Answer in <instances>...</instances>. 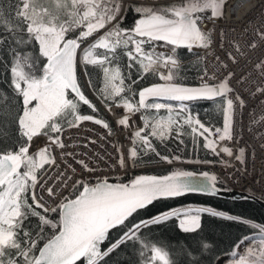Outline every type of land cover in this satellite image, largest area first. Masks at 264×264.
<instances>
[{"label": "snow or ice", "instance_id": "6c2138e0", "mask_svg": "<svg viewBox=\"0 0 264 264\" xmlns=\"http://www.w3.org/2000/svg\"><path fill=\"white\" fill-rule=\"evenodd\" d=\"M225 3L226 0H180L177 4L158 8L136 6L134 11L140 18L133 29H122L117 21L122 7L120 0H71L70 5L58 3L55 8H38L32 0H18L15 13L18 23L14 27L10 26L9 32L24 35L19 40L13 35L0 36V44L8 42L14 49L8 71L14 93L22 98V108L16 115L19 137L17 147L15 150L9 148L0 151V264H101L121 243L139 242L143 251L144 247H148V242L140 240L138 234L150 225L176 218L182 231L195 232L200 227L201 214L224 215L207 207H180L130 226L125 224L134 213L157 199L177 198L187 193L215 194L217 177L207 172L202 176H197L192 171H176L161 177L141 175L130 184L103 180L89 185L75 181L81 190L71 197H62L60 201L55 200L57 190L51 186L45 187L37 172L45 165L55 163L50 147H65L60 136L54 135L61 134L65 126L78 127L80 122L93 121L102 124L111 134L107 121L78 112V102L87 105L93 112H98V109L78 84L76 64L77 50L81 48V44L113 21L117 23L85 48L81 56L85 65L102 69L104 86L98 89L102 100H114L120 96L126 88L125 80H131L132 69L139 65L137 79L131 80L132 84L147 73L158 75L163 83H155L140 90L138 104L123 98V106L129 113L140 109H155L157 112L167 109V119L159 120L152 126V137L167 139L173 125H180L181 129L183 125H189L191 133L203 137V147L213 153L217 151L216 140L211 139L214 134H218L221 141L232 140L234 99L239 101L240 107H243L244 102L239 96L234 99L228 97V93L232 92L228 81L214 86L206 82L198 87L185 86L175 82L178 73L173 71L179 65L178 58L173 55L177 48L185 47L191 51L194 47L210 46L211 33L202 31L199 26L205 20L202 14L210 10L209 18H220ZM2 16L3 13H0V17ZM77 28L81 29L79 34L68 37ZM161 41L171 46L167 53L157 52L155 48L146 50L144 47ZM32 42L38 44L39 56L45 58V62L39 66L36 57H30L19 48L20 44ZM121 48L125 50L123 55L128 58L127 72L123 74L118 54V49ZM97 49H103L105 53L98 55ZM201 79L203 81V77ZM89 86L95 88L91 78ZM128 87L130 90V85ZM69 90L74 94L72 98H69ZM218 97L224 98L223 128H216L213 133L210 127L187 112L184 102L215 100ZM150 98L153 102L147 103ZM7 99L6 96L0 97V100ZM156 100L178 103L174 106L155 102ZM105 106L110 110L109 104L106 103ZM4 110L5 106L0 105V112ZM11 111V106L8 105L7 114L0 115V138H6ZM118 123L127 126L129 121L125 117ZM181 134L178 129L176 135ZM38 136L47 137L48 144L30 153L31 142ZM135 136L141 137V131L138 130ZM142 143V151H156L148 136L142 137ZM222 151L233 156L228 147H224ZM156 154L160 155L158 152ZM243 155L244 151L241 149L236 159L240 160ZM137 156L138 151L133 148L130 158L135 162ZM161 158L168 163L180 159L178 156ZM78 163L88 171H93L84 161ZM120 163L123 165L126 161L121 158ZM70 179L71 177H64L65 182ZM45 192L47 199L43 195ZM49 200L56 206L50 207ZM49 212L56 213L58 219L48 217ZM30 216L37 217L40 222L36 231L24 227V222ZM227 218L234 219L231 216ZM121 225L126 227V231L120 239L107 248H102L108 240L110 230ZM45 226L51 229L48 236L44 234ZM249 226L259 228V245L264 249V226ZM251 239L255 237H245L234 247L238 249L239 244ZM42 240V246L38 247ZM204 247L207 248L208 245L204 244ZM254 247L245 245L246 254L252 253ZM150 252L149 264L157 261L160 264H170L167 251L161 247L152 246ZM233 255H236L235 251ZM260 256L264 257V250L260 252ZM238 264H245L243 256Z\"/></svg>", "mask_w": 264, "mask_h": 264}, {"label": "trees", "instance_id": "16d2710c", "mask_svg": "<svg viewBox=\"0 0 264 264\" xmlns=\"http://www.w3.org/2000/svg\"><path fill=\"white\" fill-rule=\"evenodd\" d=\"M17 2L18 0H0V13H3V16L0 17V36L7 37L13 35L19 40L21 35L24 34L9 32L10 26L14 27L18 23V19L15 15ZM32 2L38 8L41 6L55 8L58 3L61 5H70L71 0H32ZM136 6L139 5L131 1L125 4L123 10L121 7L120 14L117 16L120 28L133 29L135 23L140 18V15L134 11ZM203 15L210 16V10L203 13ZM117 21H115L114 24H116ZM110 29L111 28L106 31H104L105 28L101 29L92 36L100 37ZM80 31L81 29L77 28L70 32L68 37H74L78 35ZM160 44L161 43L154 42L150 45L146 44L144 47L147 50L148 48H153ZM19 48L30 57H36L37 66L45 62V58L39 56V47L35 42L27 45L20 44ZM13 51L14 49L8 42L0 44V97L6 96L8 98L7 100H0V105L5 106L4 112H0V115L7 114L8 105H10L12 109L11 115L7 121L8 131L6 138H0V151L9 148L15 150L19 139L16 115L22 108V98L14 93L11 86L10 72L8 71V66L13 60ZM100 51L98 55L105 53L103 49H100ZM124 51L123 48L118 49L120 63L122 65V74L127 72L126 65L128 63L127 56L123 55ZM175 53L178 58L184 62L183 65L173 69V71L178 73V78L175 82L188 86L199 85L198 78L204 71L203 61L199 57V54L193 50L189 51L188 49H176ZM83 69L88 84L89 78H91L92 83L95 85V88H90L96 96L103 101L98 91V89L104 86L102 69L98 66L85 64L83 65ZM137 69H139V65H136L132 69L131 80L137 79ZM78 77L83 92L98 109V112H93L91 108L78 102V112L80 114L92 115L102 121L108 122V115L99 108L88 93L80 69L78 70ZM131 80H125L126 88L120 96L115 97L114 100L103 102L110 106L115 104L123 105V98H127L129 102L138 104V93L140 90L152 84L163 82L159 80L158 75L153 73L143 75L135 84H132ZM117 83H119V81H117ZM129 85L130 90L128 87ZM68 95L69 98L73 97L70 93H68ZM223 100L224 98H220L214 101H198L185 104L187 105V112L189 114L198 118L205 126L210 127L214 132L216 128H223ZM177 103L178 102H170L165 104H172L175 106ZM139 111L142 113L145 124L148 125V127H145V130L141 132V137L136 136L134 138V148L137 149L138 156L135 158V162L132 159V164L139 168H144L145 170L143 172L145 174L159 176L169 175L174 170L171 165L175 163H180L181 170L200 172L201 169L193 167L192 165L210 164L219 160L215 153L203 147L205 143L203 137L198 135L194 136L191 133V127L189 125H183L182 129L180 125H173L171 131L168 133L167 139L161 140L158 137H152L150 135L152 126L159 120L167 119L169 115L167 109H160L159 112L155 109H140ZM173 115H175V113H173ZM178 129L182 132L180 136L176 135ZM143 136L149 137L153 147L156 149L155 152L142 151ZM19 142L24 143L23 140H19ZM157 152L160 154L159 156L156 154ZM163 156H168L170 158L178 156L180 159H174L172 163H168L161 158ZM48 166L49 165H45L44 168L39 171L38 176ZM22 170L24 169L22 168ZM118 181L127 183L133 181V177L126 176ZM219 188L224 189L222 186H219ZM78 191L79 189L76 190V192ZM29 202L31 203V201ZM187 206L207 207L222 212L224 215L213 216L207 213L201 214L200 227L195 232L182 231L176 218H171L159 224L150 225L149 227L143 228L138 234L140 240L148 242V247H144L143 251H141L142 245L139 242L134 243L133 241H128L126 243H121L118 248L112 251V253L101 262V264H149L148 257L151 254L150 249L152 246L161 247L163 250L167 251L170 264H216L220 257L232 253L235 250L234 246L243 238L255 236L259 232L258 227H250V224L264 226V208L256 202L250 200L230 201L224 198L202 195H187L175 199L156 201L148 208L135 213L125 224L130 226L133 223L155 217L157 214L164 213L169 209ZM47 216L54 220L58 219L56 213L49 212ZM229 216L234 219H228L227 217ZM39 223L37 217L30 216L29 219L24 222V227L36 231ZM125 231L126 227L124 225L110 231L108 240L105 241L102 248H107L109 244L119 240ZM50 233L51 229L45 226V236L50 235ZM43 242V240L40 241L38 247L42 246ZM204 244H207L208 247L205 248ZM155 264H160V262L157 261Z\"/></svg>", "mask_w": 264, "mask_h": 264}, {"label": "built area", "instance_id": "2783aa9c", "mask_svg": "<svg viewBox=\"0 0 264 264\" xmlns=\"http://www.w3.org/2000/svg\"><path fill=\"white\" fill-rule=\"evenodd\" d=\"M176 1L180 0L143 2L165 6ZM209 17L205 16L199 26L202 31L211 33L212 42L207 48H195L204 69L198 83L213 85L227 80L232 89L228 97L239 96L244 105L240 107L239 101L234 99L232 140L221 141L218 134L211 137L216 140L215 155L219 160L198 166L215 175L218 186L264 200V91H261L264 90V0H226L222 16ZM154 48L157 52L167 53L170 47L157 45ZM173 55L178 58L175 53ZM178 61V66L184 64L179 58ZM98 104L109 117L111 134L102 124L83 121L78 127H65L61 134H56L65 144L64 148L50 147L55 163L49 165L39 178L45 187L57 190L56 201L64 196L71 197L80 189L75 181L91 185L103 180L118 181L126 176L145 175V169L132 164L130 158L135 133L145 129L142 113H129L121 105H111L109 110L102 103ZM125 117L128 125H119L118 121ZM34 141L38 149L48 144L47 139L40 137ZM224 147H228L233 156L224 153ZM241 149L244 155L237 160ZM121 158L126 161L123 165ZM81 160L93 171L78 163ZM171 166L181 168L177 163ZM64 177L71 179L65 182ZM43 195L47 199V193ZM48 203L50 207L56 206L51 200Z\"/></svg>", "mask_w": 264, "mask_h": 264}, {"label": "rangeland", "instance_id": "374dc122", "mask_svg": "<svg viewBox=\"0 0 264 264\" xmlns=\"http://www.w3.org/2000/svg\"><path fill=\"white\" fill-rule=\"evenodd\" d=\"M133 2V3H137L139 6H152V7H162V6H156V5H153V4H146L148 2H143V1H147V0H120V2L122 3V10H123V7H125V4L127 2ZM150 2H154V1H159V0H149ZM162 1V0H160ZM168 1V0H166ZM180 1H176V2H172L170 3L171 5L173 4H177L179 3ZM168 4H166L165 6H167ZM222 13H223V8H222ZM115 21H113L112 23L110 24H107L106 27H105V30L106 31L107 29L109 28H112L113 25H114ZM103 31V32H104ZM99 36H90L87 40H85L81 45V48H80V55H79V66H78V70L80 69L81 70V73L83 75V80H84V83H85V86H86V89L88 91V93L93 97L95 98L97 101H99L100 103L104 104L105 103L103 101H101L97 96L96 94L92 91V89L90 88L86 78H85V75H84V69H83V65L84 63L81 61V56L83 54V50L87 47H89L93 42H95V40L98 38ZM154 48V47H153ZM97 54H99L101 51L100 49H97L96 50ZM160 103V102H159ZM37 142H31V147H30V153H34L36 150H38V148L36 147V144ZM180 164V163H179ZM193 167H198L197 164L196 165H192ZM174 167H179V166H174ZM181 167V166H180ZM201 169V168H199ZM41 170V169H40ZM39 170V171H40ZM182 171L181 168H178V169H174L173 172H176V171ZM23 171V170H21ZM39 171L37 172V175L39 173ZM154 175V174H153ZM159 176V175H158ZM133 180H135V177H133ZM186 208V207H185ZM255 237V239H251V240H245L244 243L242 244H239V248H235V252H236V255H233L234 251L232 253H229L225 256H222L218 259L217 263L216 264H238V261L239 259L243 256L244 259H245V264H262V261H264V257H261L260 256V252L264 249H261L260 245H259V240H260V234L259 232L253 236ZM245 245H252V246H255L254 247V251L250 254H246V249H245Z\"/></svg>", "mask_w": 264, "mask_h": 264}, {"label": "water", "instance_id": "95a60500", "mask_svg": "<svg viewBox=\"0 0 264 264\" xmlns=\"http://www.w3.org/2000/svg\"><path fill=\"white\" fill-rule=\"evenodd\" d=\"M158 43H162L164 44V42H158ZM195 48V47H194ZM194 48L192 50H194ZM177 49H187L185 47H180V48H177ZM79 55H80V49L77 50V64H76V75H77V80H78V84L80 85L79 83V78H78V66H79ZM163 83V82H161ZM214 85H218V84H213V85H210V86H214ZM185 86H188V85H185ZM200 85H195V86H191V87H198ZM83 91V90H82ZM69 93L74 96V94L71 93V90H69ZM85 94V93H84ZM86 95V94H85ZM86 97L90 100V98L86 95ZM222 97H218L216 98L215 100L217 99H220ZM138 100H139V95H138ZM198 101H214V100H205V99H200V100H196V101H186L184 103H194V102H198ZM91 102V100H90ZM150 102H153V99H148L147 100V103H150ZM156 102H160V103H170V102H176V101H166V100H156ZM81 104H83L82 102H80ZM92 103V102H91ZM93 104V103H92ZM87 106V105H86ZM182 171H190V170H182ZM194 172L197 176H202L203 173L205 172H195V171H192ZM209 173V175H213L212 173L210 172H207ZM172 174V173H171ZM148 175V174H146ZM153 175V174H151ZM170 175V174H169ZM154 176H157V177H161V176H158V175H154ZM110 183H120V184H130L132 181L130 182H127V183H122V182H115V181H108ZM200 181H196V183H199ZM205 184H207V181H204ZM216 188H217V192L215 194H211L210 192H204V193H187L185 195H182L180 197H184V196H187V195H202V196H208V197H218V198H224V199H227V200H230V201H243V200H250V201H253V202H256L258 205H260L262 208H264V200L262 199H259L255 196H251V195H248V194H245V193H240L238 191H235V190H226V189H220L217 184H216ZM180 197H177V198H180ZM168 199H175V198H168ZM159 200H164V199H157L156 201H159ZM156 201H154L152 204L148 205L147 207H145L144 209L148 208L149 206L153 205ZM143 209H140L138 211H141ZM137 211V212H138ZM136 212V213H137ZM135 214V213H134ZM133 214V215H134ZM133 217V216H132ZM131 218V217H130ZM129 218V219H130ZM127 222V221H126ZM122 226V225H121ZM120 226H117L113 229H111L110 231L118 228Z\"/></svg>", "mask_w": 264, "mask_h": 264}, {"label": "bare ground", "instance_id": "6f19581e", "mask_svg": "<svg viewBox=\"0 0 264 264\" xmlns=\"http://www.w3.org/2000/svg\"><path fill=\"white\" fill-rule=\"evenodd\" d=\"M185 164V163H184ZM186 167V166H185ZM187 168V167H186Z\"/></svg>", "mask_w": 264, "mask_h": 264}]
</instances>
